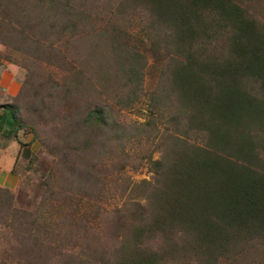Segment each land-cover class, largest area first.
Segmentation results:
<instances>
[{
	"label": "trees",
	"instance_id": "16d2710c",
	"mask_svg": "<svg viewBox=\"0 0 264 264\" xmlns=\"http://www.w3.org/2000/svg\"><path fill=\"white\" fill-rule=\"evenodd\" d=\"M18 1L0 0V42L14 39ZM141 1L147 17L140 50L122 56L116 87L121 97L116 100L126 107L142 103L146 143L154 141L152 133L160 136V160L146 158L155 182L110 191L114 197L127 196L115 212L128 223L127 230L114 251L91 263H80L71 246L65 249L55 243L56 236L48 237L38 216L14 210L10 202L15 213L0 264H166L171 241L165 234L173 227L202 264L231 253L238 244L264 245V23L234 0ZM61 8L52 18L64 32L75 27L67 19L74 7L62 3ZM145 46L158 73L149 91L142 85ZM17 113L13 105L2 107V137L14 139L23 129ZM80 124L107 131L113 143L126 136L100 108L90 110ZM158 236L165 252L151 247Z\"/></svg>",
	"mask_w": 264,
	"mask_h": 264
},
{
	"label": "rangeland",
	"instance_id": "374dc122",
	"mask_svg": "<svg viewBox=\"0 0 264 264\" xmlns=\"http://www.w3.org/2000/svg\"><path fill=\"white\" fill-rule=\"evenodd\" d=\"M140 1H18L14 39L0 42V112L6 104L15 106L23 125L14 139L0 135V253L8 248L7 226L17 208L38 216L48 227V237L56 236L59 244L55 243L65 249L71 246L80 263L99 260L116 249L128 224L115 213L127 196L114 197L110 191L155 182L146 158L160 160V136L152 133L154 141L146 143L142 103L126 107L116 100L121 97L116 87L122 56L140 50L141 24L147 17V6ZM234 1L264 23V0ZM62 3L74 7L67 19L75 27L64 32L52 18L63 9ZM146 46L142 85L149 91L158 73ZM94 108L106 111L108 122L126 130L123 141L113 143L107 131L80 124ZM61 223L65 226L59 229ZM173 228L165 234L171 241L166 264H202ZM162 243L158 236L151 247L165 252ZM206 260L203 264H264V245L238 244L231 253Z\"/></svg>",
	"mask_w": 264,
	"mask_h": 264
}]
</instances>
